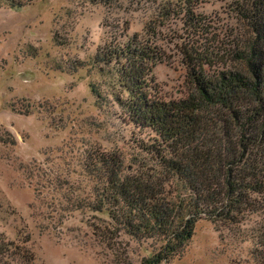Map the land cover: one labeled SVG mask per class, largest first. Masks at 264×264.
Wrapping results in <instances>:
<instances>
[{
  "label": "rangeland",
  "instance_id": "obj_1",
  "mask_svg": "<svg viewBox=\"0 0 264 264\" xmlns=\"http://www.w3.org/2000/svg\"><path fill=\"white\" fill-rule=\"evenodd\" d=\"M240 3L196 0L172 9L163 0H37L12 10L0 1V236L19 247L1 264H140L151 255L154 241L114 239L105 214L72 208L93 198L88 159L127 156L141 136L112 98L100 104L92 94L109 89L93 59L135 37L159 57L152 87L183 99L193 91L184 52L202 55L212 39L248 43ZM185 11L203 19L205 34L187 30ZM240 66L225 57L207 72ZM250 248L233 234L220 240L202 219L183 252L163 264H252Z\"/></svg>",
  "mask_w": 264,
  "mask_h": 264
},
{
  "label": "trees",
  "instance_id": "obj_2",
  "mask_svg": "<svg viewBox=\"0 0 264 264\" xmlns=\"http://www.w3.org/2000/svg\"><path fill=\"white\" fill-rule=\"evenodd\" d=\"M0 1L18 10L37 0ZM163 1L173 9L196 0ZM240 4L235 10L248 24V43L242 49L235 41L219 45L212 39L202 55L184 52L193 91L183 99L163 98L152 87L159 57L135 37L104 47L93 59L109 89L104 97L97 88L92 94L100 104L112 98L144 138L137 135L127 156L90 157L84 174L93 183V198L75 200L72 208L105 214L114 239L123 234L154 241L140 264L179 256L202 219L220 240L224 233L248 240L252 264H264V0ZM184 16L187 30L205 34L203 19L191 11ZM225 57L241 66L207 72ZM12 250L19 247L0 236V264Z\"/></svg>",
  "mask_w": 264,
  "mask_h": 264
}]
</instances>
